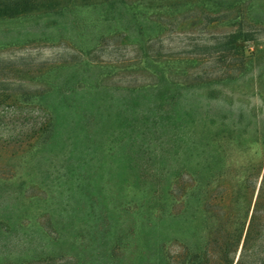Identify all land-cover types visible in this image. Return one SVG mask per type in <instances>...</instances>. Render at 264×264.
Returning a JSON list of instances; mask_svg holds the SVG:
<instances>
[{
	"label": "rangeland",
	"instance_id": "rangeland-1",
	"mask_svg": "<svg viewBox=\"0 0 264 264\" xmlns=\"http://www.w3.org/2000/svg\"><path fill=\"white\" fill-rule=\"evenodd\" d=\"M22 1L32 10L0 16V264H190V244L160 228L167 184L178 209L185 148L209 143L218 178L208 192L264 170V0L255 13L244 0ZM62 98L83 132L102 133L93 140L104 156L84 141L77 154L68 137L80 134L62 115L59 148L38 153ZM111 100L124 117L106 126ZM107 156L121 162L120 200L84 216L64 183ZM259 225L250 247L264 240ZM243 263L264 264V253Z\"/></svg>",
	"mask_w": 264,
	"mask_h": 264
},
{
	"label": "trees",
	"instance_id": "trees-1",
	"mask_svg": "<svg viewBox=\"0 0 264 264\" xmlns=\"http://www.w3.org/2000/svg\"><path fill=\"white\" fill-rule=\"evenodd\" d=\"M51 1L52 3L54 2V0ZM241 1L242 0H240V2ZM244 1L249 3V12L255 13L258 8L251 4L258 0ZM119 2L120 1L115 2V5ZM27 4L28 2L22 0H12L8 3L0 1V16L16 15L19 11H31L32 8L27 9L29 5ZM39 6L42 7V4ZM123 7L125 8V5H123ZM225 18L230 23L238 19L230 15L224 16V19ZM253 21L255 24L259 23L256 20ZM234 42L235 38H232L228 39L224 44L232 46ZM217 45H219V43ZM67 102V99L62 98L51 105L50 110L53 114V118L50 125L51 129L47 136L49 146L48 143L45 145L42 144L38 153L41 151L48 152L49 148H59L61 140H63L61 138L63 137L62 133H60L61 131L56 129L55 125L56 123L58 124L57 121L62 115L64 120L70 123L68 128L80 134L79 137L81 138L78 137L79 139L68 137L70 146L77 154H80V148L83 144L82 141H84L86 148H89L90 152L104 156L105 154L102 152L101 143L98 142L97 139L98 143L94 144L93 140L96 133L97 135L99 133L100 136L102 133L99 131L97 132V129L93 131L94 136L91 134L88 135L87 131L83 132L79 124V120L82 119L74 114L71 105H69L71 103L68 102V104ZM96 102L100 103L98 100H96ZM113 104L111 100L108 104L109 106L105 107V115H102L103 124L106 126L108 122L109 124L112 123L110 120L114 118V116H118L119 119L124 117L122 113L115 115ZM74 119L77 120V124H71L75 121ZM69 135H72V133ZM96 145L98 147H96ZM206 147H209V143H205V140L202 138L199 142L190 143V147L185 148L182 153L180 160L182 174H180L179 178L181 185L179 192H177L174 198L176 202L178 201V209L176 212H172L171 210V203L173 201L171 195L172 190L171 185L167 184L164 188L160 203V228L162 229L164 239L175 234L181 241L187 243V245L185 244V249H187L188 244H190L191 247L188 252L190 264H194L195 261H197L196 264H209L213 255L217 257V260L214 261L213 264H233V259L236 257L238 251L239 253L234 264H244V260L248 257L256 253H264V240L261 237V232L258 234L257 243L250 247L252 238L257 235L256 228L261 227L259 225L261 220L264 221V207H261L262 200L264 199V170L262 174H260V166L256 174L244 176L242 180H239L240 182H236L235 190L224 189L219 192H208L205 187L212 182L211 180H215V178L218 177L214 175L217 163L213 159V156H207L205 154L207 152ZM193 155L196 156L195 162H192ZM190 163L194 165V172L190 173L192 182L195 183L193 188H191L192 185L190 183L187 185L186 179H188V176L183 177L184 174L188 172L187 166ZM127 168L129 169L128 165ZM83 169L87 176L73 171V175L71 174V177L68 176V182L64 183V187H66L68 192L72 195L69 197V203L73 200L76 206L78 203L75 210H79V213H84V216L87 215L92 217L90 210L94 209V207L99 208L101 212H111L107 207H109L110 204H116V201L120 200L121 196V193L118 191L122 187L118 177L123 171L121 162L119 160L116 161L113 157H109L107 160H104V163L99 162V164L95 160H92L89 166ZM102 169L108 172L107 177H104ZM95 171L98 172L99 176L91 173ZM258 180L259 184L257 185ZM106 190H108L109 193H107ZM58 194V192L52 193L53 200L58 197ZM107 217H109V219L111 218L110 215H107ZM75 220L76 222L80 221L79 217H75ZM203 233L204 236H202ZM261 238L263 241H261ZM201 257L204 261L200 259ZM201 261L203 262L201 263ZM162 264H170V262L167 258H163Z\"/></svg>",
	"mask_w": 264,
	"mask_h": 264
}]
</instances>
